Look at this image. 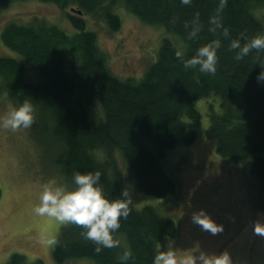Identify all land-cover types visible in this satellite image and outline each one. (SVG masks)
Listing matches in <instances>:
<instances>
[{"label":"trees","instance_id":"trees-1","mask_svg":"<svg viewBox=\"0 0 264 264\" xmlns=\"http://www.w3.org/2000/svg\"><path fill=\"white\" fill-rule=\"evenodd\" d=\"M13 1L17 0H0V6ZM37 1L67 9V27L39 19L4 24L1 44L17 57L0 55V96L15 107L25 100L33 104L35 122L29 136L39 148L51 149L52 168L62 187L75 188V172L99 171L104 196L123 199L125 178L120 168L125 172L126 165L141 193L156 197L173 193L175 183L165 171L166 152L194 142L195 133L180 119L197 121L195 102L213 97L220 109L212 111L210 105L205 135L216 139L219 157L231 163L249 160L253 205L264 211V82L257 81L261 71L257 55L264 60V53L254 50L236 61L235 52L228 50L230 40L209 31L218 0H192L189 6L180 0ZM119 8L162 31L156 57L139 80L121 79L110 71L97 34L87 27L90 16L101 20L109 32L118 31ZM196 13L202 30L189 39L183 25ZM222 20L232 39L264 35V0H228ZM217 38L222 47L215 75L201 73L198 67L185 69L175 57L179 45L187 59ZM131 209L113 233L120 247L100 253L95 243L83 239L82 228L62 225L52 249L54 262L88 258L87 264H121L118 256L128 248L132 257L125 264H153L158 243L175 237L177 226L149 205ZM161 213L166 214L162 206ZM6 264L28 263L23 255L12 253ZM30 264L43 263L37 259Z\"/></svg>","mask_w":264,"mask_h":264},{"label":"rangeland","instance_id":"rangeland-1","mask_svg":"<svg viewBox=\"0 0 264 264\" xmlns=\"http://www.w3.org/2000/svg\"><path fill=\"white\" fill-rule=\"evenodd\" d=\"M66 10L37 0L13 1L0 6V31L11 20L20 23L39 19L67 27ZM118 14L121 17L118 31L109 32L101 20L90 16L86 17L87 27L97 34L110 71L121 79L139 80L156 57L162 31L140 22L121 8ZM0 55L17 57L1 41ZM210 105L212 111H219L218 99L210 97L195 102L197 121L180 119L186 130L195 133L194 142L166 152L165 171L175 183L173 193L163 197L143 194L136 187L129 168L124 165L127 170L124 172L119 167L125 178V189L132 195L130 206L137 210L149 205L161 218L175 222V237L163 239L156 252L172 244L180 256L198 244L208 253L227 250L233 264H264V238L254 235L252 229L255 221L264 222V211L253 205L255 186L248 171L249 160L231 163L216 154V139L205 135ZM11 107V102L0 96V117ZM29 133L30 128L13 132L0 127V264H6L12 253L23 255L28 264L37 259L43 264H57L52 257L53 246L40 243V239L57 237L62 225L53 218L36 215L34 208L40 202L44 184L51 182L53 187H62V184L52 168L51 149L39 148ZM161 206L166 214L161 213ZM200 209L223 225L221 234L213 236L192 223V213ZM90 261L82 258L64 264Z\"/></svg>","mask_w":264,"mask_h":264},{"label":"clouds","instance_id":"clouds-1","mask_svg":"<svg viewBox=\"0 0 264 264\" xmlns=\"http://www.w3.org/2000/svg\"><path fill=\"white\" fill-rule=\"evenodd\" d=\"M181 4L189 6L192 0H180ZM228 0H218L215 14L209 19V31L229 39L228 50L235 52L236 61L243 60L254 50L257 54L264 53V35H256L252 38L238 37L230 38V31L224 27L222 13ZM188 30V38L196 39L202 30L199 13H196L193 20L184 23ZM244 43H241V39ZM222 47L219 38L200 46L191 58L185 59L182 48L175 50V57L179 59L185 69H196L204 74L215 75L219 57L218 49ZM261 71L257 76L258 82H264V60L257 55ZM198 79V78H197ZM35 109L33 104L25 100L19 107H11L7 113L0 117V127L10 129L13 132L21 129L31 128L35 122ZM101 173H80L73 174L75 188L68 190L65 187H53L51 182L43 185L40 194L39 204L35 206L34 212L38 216L53 218L60 225H75L83 229L81 236L86 241L97 245L95 251L100 253L104 248L120 247V240L113 237V233L121 227V219H127L132 209V195L127 189L121 190L123 199L109 200L100 186ZM191 221L202 231L215 236L223 232L222 224H217L204 209L194 211ZM253 234L264 238V222L257 220L252 225ZM40 243L46 246H56V237H41ZM132 257V251L125 248L118 256L121 264H125ZM153 264H233L230 253L225 250L217 253H208L194 245L185 254L178 256L172 244L165 250H158L153 258Z\"/></svg>","mask_w":264,"mask_h":264},{"label":"water","instance_id":"water-1","mask_svg":"<svg viewBox=\"0 0 264 264\" xmlns=\"http://www.w3.org/2000/svg\"><path fill=\"white\" fill-rule=\"evenodd\" d=\"M77 13H80L79 11H77Z\"/></svg>","mask_w":264,"mask_h":264}]
</instances>
